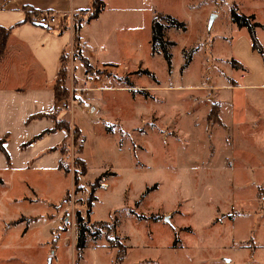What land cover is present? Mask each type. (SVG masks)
<instances>
[{"label":"rangeland","instance_id":"obj_1","mask_svg":"<svg viewBox=\"0 0 264 264\" xmlns=\"http://www.w3.org/2000/svg\"><path fill=\"white\" fill-rule=\"evenodd\" d=\"M126 1L140 7L118 15L107 10L95 28L112 39L130 38L131 46L97 53L108 64L89 62L59 102L58 118L69 124L58 147L68 173L57 169V156L38 153L37 142L24 166L14 136L6 137L13 161L9 166L0 152V264H116L118 245L125 248L121 264H264V125H236L229 133L219 124L218 103L207 97L212 90L197 94L195 87L209 81L210 60L230 58L234 40L248 31L232 21V7L264 19V0ZM162 13L186 24L164 32L175 42L170 68L161 51H151V21ZM114 23L130 31L112 30ZM187 52L192 60L182 69ZM80 54L73 45L66 58L68 72L74 60L79 78ZM216 66V85L226 82L225 73L239 79L225 62ZM97 86L108 88L84 95ZM257 92L219 90L239 124L262 116L248 108L258 107ZM204 106L211 108L207 114ZM76 158L86 163L79 187ZM99 177L90 221L115 222L116 229L88 236L78 253L75 215H85L90 184Z\"/></svg>","mask_w":264,"mask_h":264},{"label":"crops","instance_id":"obj_2","mask_svg":"<svg viewBox=\"0 0 264 264\" xmlns=\"http://www.w3.org/2000/svg\"><path fill=\"white\" fill-rule=\"evenodd\" d=\"M102 1L104 5L99 15L94 19L82 22L79 30L78 44L80 52L93 66H105L108 64L106 63L107 59H99L96 56L97 53L100 55L104 51H108L109 48H114L119 51V43H123L126 47L127 44H129V48L133 41L127 37L121 39L106 37V34L109 36L108 32L103 33L102 30L95 28V25H98L104 13H106L107 10L117 15L126 12L132 13V11L138 10L140 7L137 5L130 6L126 0H117V2L111 6L108 5L107 0ZM26 7L42 13H53L56 20L54 23H47V21H44L46 18L39 17L34 21H24L27 10ZM90 7L91 0H0V26L8 28L10 31L6 42V49L0 59V139L5 138L3 145L9 154L10 151L7 148L9 143L6 137L14 136L17 142L16 148H18L15 155H17V158L24 166L29 163L27 159L32 156H29L31 153V146L37 142L40 143L38 153L40 152L45 155L53 154L54 157L57 156L56 167L58 169V161L60 159L58 147L67 138L68 132L65 129H58L46 133H43V131L51 129L54 125V120L50 116L51 114L55 113L58 117L59 113V118L61 117V107L55 98L54 83L58 76L61 53L64 49H72L74 42V30L70 17L79 10H87ZM148 7L150 8V6ZM251 14L254 15L256 22L264 25V19H260L257 13L252 12L245 15ZM66 24V28L59 31L60 27ZM129 27L130 26L126 23H120V25L114 23L111 29L113 30L114 28V30H119L118 32L126 34L127 31H130ZM258 30H260V32H258ZM255 34L258 42L263 48V55L252 48L251 39L247 31L242 34L240 38L238 37L234 40L231 45L230 58L215 57L213 60H210L213 63H210L208 60L204 61L206 64H211V68H209L211 73L209 76L210 79L207 83L205 81L203 88L195 86L196 88L198 87L197 89L199 90L197 94L203 93L204 89L212 90L208 93L207 97L213 98V101L218 103L219 124L225 126L229 133L236 125H244L248 128H253L257 123L264 125V28L256 27ZM165 37L169 39L166 33ZM224 39L228 38L224 36ZM87 49H91L94 53H89ZM184 50L186 49L184 48ZM195 50L196 49H194V51ZM92 56H94L93 58H95L96 61L92 59ZM191 60L192 54L188 64H190ZM73 61L71 60L70 64L72 70L69 72L66 83L67 87L72 85L73 76L76 80L82 79L86 73L81 63L83 66L82 76L81 78L77 77L74 73L75 66H73ZM232 61H235L237 65H232ZM217 62H225V65H230V70H235L239 74V79L226 75L224 72L225 76H223L226 82L216 85V78L213 77V74H218ZM112 64L115 63L113 62ZM112 67L117 68L116 66ZM207 67H209V64ZM92 81L97 85L100 84L99 79H94ZM93 88L95 89L86 90L84 95L92 96L95 95L93 93L102 91L103 88L108 87L97 86ZM145 88L153 90L152 88L158 87L147 86ZM222 89L258 91L256 95L259 102L257 107L259 110L256 107L253 108L251 105H248V108L250 106L254 112L258 111V114L262 116L260 118L258 117L257 120H246L243 117L241 118L242 120H240V124L237 123L233 116L235 108L228 107L222 95L219 93V90ZM101 107L103 112L104 106L102 105ZM204 108L206 114L211 109L210 106H204ZM79 110L83 112L85 111V107L81 106ZM239 111L246 113L244 108L239 109ZM68 121L71 124L77 125L83 136L82 128L71 119ZM219 124L214 123L213 125L219 126ZM206 126H208L207 120ZM33 137L36 138L27 145H23ZM45 139L47 141L49 140V142L42 145L41 143L45 141ZM12 161V155L9 154V162L7 163L6 161V163L11 166ZM43 168L44 167H40L39 169Z\"/></svg>","mask_w":264,"mask_h":264},{"label":"trees","instance_id":"obj_3","mask_svg":"<svg viewBox=\"0 0 264 264\" xmlns=\"http://www.w3.org/2000/svg\"><path fill=\"white\" fill-rule=\"evenodd\" d=\"M103 1L102 0H91V7L87 10H79L76 12L73 16V23L72 27L74 30V42L73 45L76 46V49L79 53L78 49V39H79V30L81 28L82 22L89 21L91 19L96 18L99 13L101 12L103 8ZM26 16L24 21H34L36 18H45V13L38 12L35 9L27 8L26 7ZM231 19L232 21L238 25L239 27H245L248 30L252 48L256 50L258 53L263 55V48L258 42V39L255 34L256 27H262L264 28L263 24H260L259 22L255 21L254 15H245L238 11V8L236 6H233L231 9ZM66 25H63L60 27L61 31L62 29L66 28ZM176 28V29H182L185 30L186 25L184 22H181L177 20L175 17L169 15V14H158L155 16L151 21V51L152 54L157 52H162L164 55L165 60L167 61L168 67H171V52L170 47L174 45V42L170 41L168 38L165 37V30L167 28ZM9 29L4 28L0 26V59L4 54V51L6 49V42L7 38L9 36ZM81 55V54H80ZM70 57V50L64 49L60 56V67L58 71L57 79L54 83V92H55V98L58 102L63 101L65 102L68 99V87L66 85L68 77H69V61L67 62V58ZM81 63L83 64L85 68V72L87 73L89 71V61L84 56L79 58ZM191 59V54L189 52L185 53V61L181 68H184L187 66ZM233 65H237L235 61H232ZM54 120V125L51 129H46L43 131V133L55 131L58 129H65L69 133V124L61 120L57 117V114H51L50 115ZM79 133V131H78ZM38 137V136H36ZM36 137H33L28 142L24 143L23 145H27L31 141H33ZM68 138V136H67ZM67 138L62 142L64 143ZM5 141V138L0 139V152L4 155L7 163L9 162V154L7 150L5 149L3 143ZM60 152V159L58 161V169L62 170L65 174L68 173V167L64 166L62 164V158L65 151L62 149H59ZM82 152V147H78V153ZM76 164L78 167V170H75V174L73 176L74 185L76 187H79V179L81 175H84L86 173V163L82 158H76ZM100 177L95 179L93 183L90 184V192L86 200V211L85 215L81 214L80 211L76 212L75 215V224H76V244L75 249L78 253H81L86 246L87 237L90 236L92 238L98 237V235L101 233L103 229H106L109 231V233H114L116 229V223H107L105 221H90V213L91 208L93 205V201L95 200L94 190L98 186ZM2 180L0 179V183ZM110 235V234H108ZM111 236H108L107 239H110ZM119 252H117L115 263L121 264L125 255V248L123 245H118Z\"/></svg>","mask_w":264,"mask_h":264},{"label":"built area","instance_id":"obj_4","mask_svg":"<svg viewBox=\"0 0 264 264\" xmlns=\"http://www.w3.org/2000/svg\"><path fill=\"white\" fill-rule=\"evenodd\" d=\"M45 18H46V20H44V21H47V23H54L56 20L55 15L53 13H45ZM70 18H72V16ZM101 186H104V183H101Z\"/></svg>","mask_w":264,"mask_h":264}]
</instances>
